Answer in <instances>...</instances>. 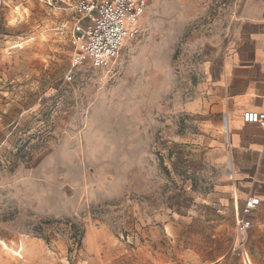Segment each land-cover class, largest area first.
Here are the masks:
<instances>
[{"label": "rangeland", "instance_id": "374dc122", "mask_svg": "<svg viewBox=\"0 0 264 264\" xmlns=\"http://www.w3.org/2000/svg\"><path fill=\"white\" fill-rule=\"evenodd\" d=\"M79 1L0 0V264H196L206 252V233L172 211L185 182L195 180L198 186L192 171L200 167L198 159L190 160L184 150L169 153L167 140L153 137L140 194L108 200L95 186L84 137L92 157L105 155L103 140L118 137L119 114L128 107L122 96L129 82L138 96L144 137L162 129L164 122L156 124V118L167 110L168 89L182 92L198 75L194 44L200 39L194 37L231 14L233 0L201 5L191 21L177 25L180 38L174 41L153 39L137 24L138 33L124 41L109 69L78 61L81 53L71 35L81 19L75 12ZM156 47L164 54L147 50ZM70 145L79 149L69 172L72 188L63 183L61 202L47 200L39 209L26 203L19 225H11L21 212L8 184L16 170L34 166L38 161L30 157L38 149L42 156ZM119 170L117 176L124 169Z\"/></svg>", "mask_w": 264, "mask_h": 264}, {"label": "crops", "instance_id": "0c3cea01", "mask_svg": "<svg viewBox=\"0 0 264 264\" xmlns=\"http://www.w3.org/2000/svg\"><path fill=\"white\" fill-rule=\"evenodd\" d=\"M146 1L143 17L137 24L151 31L153 39L173 41L180 38L177 25L191 21L197 8L211 3V0ZM230 3H233L231 14L206 24L203 33L194 37L200 39L194 44L199 55L198 75L182 92L175 87L168 89L172 95L167 110L156 118V124L164 122L160 125L162 129L144 137L140 107H136L138 96L129 82L122 96L128 107L120 111L118 137L103 140L105 155L92 157L90 139L84 137L87 161L94 160L95 186L108 200L140 194L145 182L141 168L153 137H164L169 153L184 150L192 154L190 160L198 159L200 167L192 170L198 177V186L195 180L185 182V193L173 202L172 211L173 217L183 216L185 223L201 225L206 233L203 240L206 252L196 264H240L239 258L230 253L240 239L235 216L240 215L250 198L258 199L259 203L245 217L250 223L245 251L250 264H264V128L242 121L243 113L264 110V0ZM86 25L81 17L74 28ZM171 49L166 53L170 54ZM147 50L152 55L165 52L160 47ZM91 131L88 125L89 136ZM93 132L98 137V130ZM40 150L35 158L30 157L38 162L29 170L18 168L13 182H8L15 189V207L21 209L11 225H19L28 208L23 209V205L31 203L30 207L39 209L47 200L61 202L63 185L72 188L74 183L69 172L74 170L79 149L72 145L64 150L54 147L42 156ZM116 168L120 169L118 172L124 169L121 176L116 175ZM175 207L180 211H175Z\"/></svg>", "mask_w": 264, "mask_h": 264}, {"label": "built area", "instance_id": "2783aa9c", "mask_svg": "<svg viewBox=\"0 0 264 264\" xmlns=\"http://www.w3.org/2000/svg\"><path fill=\"white\" fill-rule=\"evenodd\" d=\"M146 5V0H80L75 6V12L86 20L87 25L83 28L76 26L71 35V44L76 49L81 42V57L78 61H89L95 69H109L115 63L124 41L138 33L136 25ZM242 121L264 128V110L245 112ZM258 203V199H247L240 215L235 216L240 239L232 252L242 264H250L245 251L250 223L245 217Z\"/></svg>", "mask_w": 264, "mask_h": 264}, {"label": "bare ground", "instance_id": "6f19581e", "mask_svg": "<svg viewBox=\"0 0 264 264\" xmlns=\"http://www.w3.org/2000/svg\"><path fill=\"white\" fill-rule=\"evenodd\" d=\"M79 44L81 45V42H80ZM80 45H79V46H80ZM79 46H78L77 49H76L77 52H80V48H79Z\"/></svg>", "mask_w": 264, "mask_h": 264}]
</instances>
